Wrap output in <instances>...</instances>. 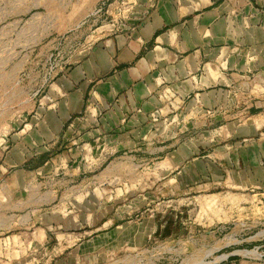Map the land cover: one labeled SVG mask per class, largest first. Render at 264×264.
I'll return each instance as SVG.
<instances>
[{
  "label": "crops",
  "instance_id": "crops-1",
  "mask_svg": "<svg viewBox=\"0 0 264 264\" xmlns=\"http://www.w3.org/2000/svg\"><path fill=\"white\" fill-rule=\"evenodd\" d=\"M102 4L114 25L61 74L50 98L56 110L47 111L42 135L27 134L8 162L14 164L9 181L16 192L19 186L28 192L42 168L60 165L40 177H56L62 184L53 194L63 197L68 147L86 144L88 137L107 147L100 166L68 174L72 217L58 210L51 220L45 190L32 189L26 208H0L1 218L10 213L11 230H29L16 234L27 246L46 255L59 246L55 264L108 261L133 243L189 239L193 228L182 220L184 209L137 207L130 203L134 196L167 195L173 202L179 189L195 191V185L264 189V0ZM182 107L187 117L201 115V127L176 132L160 120ZM215 128L224 131L225 142L195 143V133ZM132 228L139 230L136 240ZM224 260L238 264L239 257Z\"/></svg>",
  "mask_w": 264,
  "mask_h": 264
},
{
  "label": "rangeland",
  "instance_id": "rangeland-1",
  "mask_svg": "<svg viewBox=\"0 0 264 264\" xmlns=\"http://www.w3.org/2000/svg\"><path fill=\"white\" fill-rule=\"evenodd\" d=\"M100 1L0 0V208H26L25 196L32 189L34 193L45 190L49 194L45 208H50L51 220L60 214L58 210L72 217L75 194L68 174L89 171L91 164L100 166L104 161L107 147L96 145L91 137L86 139V144L69 146L72 150L67 152L66 165L61 169L67 173L64 198L53 194L62 184L56 177L42 178L59 168L55 163L33 174L36 181L34 186H28V192L22 186L16 192L15 182L13 185L9 181V176L15 174L14 164L8 163L12 147L24 143L27 134L42 135L47 111L56 110V102L50 98H54L61 74L107 32L108 27L104 25L110 20L96 14ZM180 110L160 120L167 127L176 128V132L201 125V115L187 117L183 107ZM218 129L204 136L195 133V143L221 141L222 144L225 133ZM77 160L81 162L75 165ZM40 182L42 190L36 185ZM193 187L195 191L179 189L173 202L167 195L159 198L140 195L130 201L141 208L150 203L162 208L171 204L172 208L184 209L182 220L194 231L188 233L189 239L177 244L140 245L137 242L112 260H81L77 264H223L222 260L230 255L239 257L238 264H264V189ZM58 204L67 208L60 209ZM9 215L6 212V217H0V264H55L51 258L60 257L59 246L50 247L47 255L38 246H27L28 240L17 238L16 234L29 230H11ZM54 231L69 232L70 229ZM138 232L130 229L133 240L137 239Z\"/></svg>",
  "mask_w": 264,
  "mask_h": 264
},
{
  "label": "built area",
  "instance_id": "built-area-1",
  "mask_svg": "<svg viewBox=\"0 0 264 264\" xmlns=\"http://www.w3.org/2000/svg\"><path fill=\"white\" fill-rule=\"evenodd\" d=\"M107 9L105 8V4H102L101 6H99V8L96 10V14H100V15H103L105 17V19L107 20V13H106ZM113 21L110 22V23H107L105 24L104 26L105 27H108L109 26H113ZM121 26L120 27H123V24H120ZM107 28V29H108Z\"/></svg>",
  "mask_w": 264,
  "mask_h": 264
},
{
  "label": "trees",
  "instance_id": "trees-1",
  "mask_svg": "<svg viewBox=\"0 0 264 264\" xmlns=\"http://www.w3.org/2000/svg\"><path fill=\"white\" fill-rule=\"evenodd\" d=\"M171 223H172V221H169V224H170V225H169L168 229L166 230L167 232L170 231L171 228H172V227H171Z\"/></svg>",
  "mask_w": 264,
  "mask_h": 264
}]
</instances>
